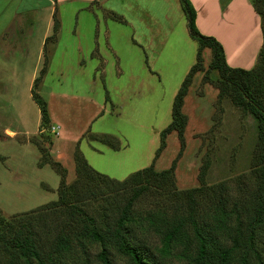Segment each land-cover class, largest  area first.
<instances>
[{
    "label": "rangeland",
    "instance_id": "rangeland-1",
    "mask_svg": "<svg viewBox=\"0 0 264 264\" xmlns=\"http://www.w3.org/2000/svg\"><path fill=\"white\" fill-rule=\"evenodd\" d=\"M122 5L115 0L107 6ZM125 5L131 7L124 16L126 22L108 17V11L97 20L92 15L87 18L66 15L61 20L58 49L49 58L47 50L56 45L47 41L38 65L34 52L29 54L32 58H21L23 68L13 63L10 53L15 52L1 53L0 106L13 94L16 99L13 104L18 109L16 113L0 110L1 238L14 236L16 228L27 222L28 217L33 222L32 237L36 241L46 237L45 234L50 238L56 234L60 220L65 217L59 211L53 213L63 207L54 206L51 201L57 199L62 179L69 186L75 185L78 176L84 177L76 174L80 158L101 175L122 181L152 164L156 170L169 168L177 157L176 189L199 186L198 172L207 158L210 166L206 183L226 181L232 188L231 196L237 193V175L249 166L255 124L229 98L218 101V88L204 81L212 58L208 47L201 49L203 70L194 75L182 106V113L187 115L184 147L179 153V138L173 131L155 158L160 148V132L171 121L175 95L197 61L199 44L190 34L182 0H131ZM260 33L258 23L244 38L241 30L237 38L242 40L236 50L227 46L226 63L251 69L261 48ZM56 34L57 31L51 32L50 42ZM98 42L103 66L91 56L93 44ZM214 71L210 73L212 79L218 74ZM6 124L17 129L16 137L4 131ZM52 126L57 128V135L52 133ZM106 134L110 135V144L101 139ZM58 152L67 157L57 159ZM56 163L66 169L61 180ZM159 181L155 178L150 182V190L135 200L133 210L163 206L167 214L171 213L170 200L166 190L158 187ZM244 181L251 186L249 174ZM98 184L104 187V192L117 191L124 197L130 195L132 188L126 183L118 185L117 190L113 186V191L108 190L109 182ZM78 195L82 196L79 192ZM99 198L86 197L85 203L93 207L81 205L82 208L85 205L91 217L97 218L102 211ZM68 201L75 202L74 198ZM36 211L45 216L44 222L34 223ZM145 237L151 247L161 243L159 235L152 231L145 233ZM1 240L0 264L13 261L26 264L16 249L6 247L7 243L4 245ZM225 244L230 245L229 240ZM90 247L87 264H102L97 257L100 247ZM111 255L114 264H129L124 257L114 252ZM165 264L188 263L170 258Z\"/></svg>",
    "mask_w": 264,
    "mask_h": 264
},
{
    "label": "trees",
    "instance_id": "trees-1",
    "mask_svg": "<svg viewBox=\"0 0 264 264\" xmlns=\"http://www.w3.org/2000/svg\"><path fill=\"white\" fill-rule=\"evenodd\" d=\"M249 1L260 17L262 45L256 64L251 69H244L230 67L226 63L222 44L213 36L203 35L197 30L195 11L188 0H182L190 34L199 44L197 61L175 95L171 121L160 132V148L155 157L159 156L166 145L167 135L173 131L179 138V153L184 147L187 115L182 113V106L194 75L203 70L201 49L208 47L212 58L204 73V81L218 88V101L229 98L243 114L251 116L255 124L249 166L237 175L235 196H231L232 188L226 181L213 185L206 183L210 166L207 158L198 172L201 184L186 189L174 186L177 157L169 168L156 170L152 164L122 181L101 175L80 158V163L79 160L76 163V174L84 177L78 176L75 185L69 186L62 179L66 169L56 163L62 180L58 197L51 203L54 206L62 204L63 208H57L53 213L59 211L65 220H60L58 231L52 238L45 234L46 237L36 241L32 237L33 222L28 217L27 222L16 228L14 236L7 240L0 236L4 245L7 243L6 247L16 249L26 264H87L90 246L100 247L97 257L102 264H114L111 259L113 252L124 257L129 264H165L170 258L184 260L188 264H264V0ZM213 70L218 72L215 79L210 76ZM39 102L44 111L43 101ZM109 136H103L102 141L110 144ZM247 174L251 186L244 181ZM155 178L160 180L158 187L161 185L166 190L165 195L172 206L170 214L163 206L154 210H133L135 200L150 190V182ZM99 182H109L108 190L113 191L118 185L131 184V193L124 197L117 191L113 194L104 192ZM91 185L94 187L90 188ZM77 186L82 191L77 190ZM90 195L100 197L98 204L102 205V211L97 218L88 215L85 205L81 207ZM73 198L76 203L68 201ZM33 216L34 223L45 221V216L38 211ZM151 231L159 235L160 245H148L145 233ZM227 240L230 245L225 244Z\"/></svg>",
    "mask_w": 264,
    "mask_h": 264
},
{
    "label": "crops",
    "instance_id": "crops-1",
    "mask_svg": "<svg viewBox=\"0 0 264 264\" xmlns=\"http://www.w3.org/2000/svg\"><path fill=\"white\" fill-rule=\"evenodd\" d=\"M112 1L115 0H0V55L2 52H15L10 53V57L12 55L13 60H15L13 63L16 66L23 68L25 64H23L21 58H32L30 52H34L36 54V64L38 65L39 60L43 58L41 52L46 50L47 41L52 46L56 45V48L50 51L47 50L50 52L49 58L55 53L53 50L58 49L61 20L66 19V15H69V17L73 15L79 17L81 15L82 18L92 15L97 20L100 14L104 18V14L108 11V17L115 16L126 22L127 18L124 16L131 7L125 4L126 2L130 3L131 0H118L123 4L122 6L108 7V3ZM188 1L195 11L194 23L197 30L203 35L216 38L222 44L225 55L227 46H230L232 50H236L237 45L242 40L237 38L241 30L244 31L242 37L244 38L245 34L256 23L260 25V17L249 0ZM116 14H119V16ZM53 30L57 31V34L50 42V34ZM95 32H98L97 28H95ZM260 36L259 45L261 46V33ZM93 46L91 56L97 59L100 66H103L104 57L100 53V43L93 44ZM11 62L10 58L9 66H11ZM11 96L6 104L0 106V110L5 112L10 110L12 113L18 111L17 106L13 104L16 99L13 98V94ZM16 130L12 127V124H6L4 127V131L7 134L9 133L10 137L18 135ZM66 157L67 155L63 152L57 153V159Z\"/></svg>",
    "mask_w": 264,
    "mask_h": 264
},
{
    "label": "built area",
    "instance_id": "built-area-1",
    "mask_svg": "<svg viewBox=\"0 0 264 264\" xmlns=\"http://www.w3.org/2000/svg\"><path fill=\"white\" fill-rule=\"evenodd\" d=\"M51 131L54 132V133H56V135L58 134L56 127H51Z\"/></svg>",
    "mask_w": 264,
    "mask_h": 264
}]
</instances>
